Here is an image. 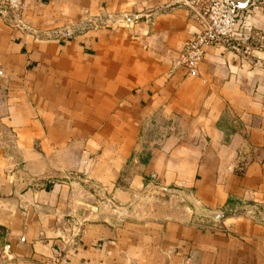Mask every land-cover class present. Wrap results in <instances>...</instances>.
I'll list each match as a JSON object with an SVG mask.
<instances>
[{"label":"crops","instance_id":"obj_1","mask_svg":"<svg viewBox=\"0 0 264 264\" xmlns=\"http://www.w3.org/2000/svg\"><path fill=\"white\" fill-rule=\"evenodd\" d=\"M240 15L190 75L171 0L0 12V264H264V8Z\"/></svg>","mask_w":264,"mask_h":264},{"label":"built area","instance_id":"obj_2","mask_svg":"<svg viewBox=\"0 0 264 264\" xmlns=\"http://www.w3.org/2000/svg\"><path fill=\"white\" fill-rule=\"evenodd\" d=\"M171 1L194 12L199 18L200 32L184 42L178 60V64L182 65L190 75L197 72L198 64L204 55V46L230 45L232 42L250 37L247 28L243 25L241 11H247L249 7L264 8V0L249 3L250 6L248 5L246 9L232 7L230 0ZM25 4L26 0H0V12L13 17L23 11ZM9 249V245L4 247V251Z\"/></svg>","mask_w":264,"mask_h":264},{"label":"water","instance_id":"obj_3","mask_svg":"<svg viewBox=\"0 0 264 264\" xmlns=\"http://www.w3.org/2000/svg\"><path fill=\"white\" fill-rule=\"evenodd\" d=\"M251 0H230L231 6L237 9H246ZM170 194L181 195L192 207V212L203 218H208L214 222H220L224 218L223 212L209 211L199 207L192 199L190 194L184 193L179 190H166ZM116 209L123 211V208L115 206Z\"/></svg>","mask_w":264,"mask_h":264},{"label":"rangeland","instance_id":"obj_4","mask_svg":"<svg viewBox=\"0 0 264 264\" xmlns=\"http://www.w3.org/2000/svg\"><path fill=\"white\" fill-rule=\"evenodd\" d=\"M169 195H170V194H169ZM195 216H197V215H195ZM197 217H199V216H197ZM199 218L206 219V220H210V219H208V218H203V217H199ZM210 221H212V220H210ZM212 222H214V221H212Z\"/></svg>","mask_w":264,"mask_h":264}]
</instances>
